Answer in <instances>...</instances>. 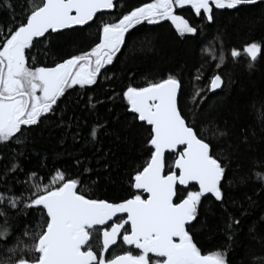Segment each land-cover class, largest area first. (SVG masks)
Instances as JSON below:
<instances>
[{
	"label": "snow or ice",
	"instance_id": "1",
	"mask_svg": "<svg viewBox=\"0 0 264 264\" xmlns=\"http://www.w3.org/2000/svg\"><path fill=\"white\" fill-rule=\"evenodd\" d=\"M118 4L0 0V151L9 149L6 156L0 154V161H7L0 168V264H233L240 218L227 217L224 244L207 254L198 246L195 230L211 232L213 207L223 209L228 203L234 158L255 150L262 153L257 160L264 166V123L259 130L241 127L234 138L238 111L229 117L212 106L210 119L201 122L206 126L189 120L182 107L188 95L184 81L172 70L143 86L131 82L133 74L119 91H105V99L88 92L102 88L101 80L113 79L107 75L109 66L138 26L170 22L181 40L195 38L201 24H215L218 12H239L264 5V0H144L126 10L121 4L114 13ZM104 15L113 18L101 19ZM94 25L95 38L85 37ZM58 42L71 50H58ZM242 56L253 68L264 56V38L230 50L233 61ZM214 59L221 69L226 56L220 52ZM198 73L194 81L206 83L191 92L194 115L196 109L203 110L209 93L234 83L221 71ZM69 90H79L93 111L106 100L113 104L108 118L97 120L89 131L87 143L93 145L97 168L77 157L76 175L53 167L42 176L40 168L46 164L26 169L21 161L36 128L49 120L65 129V136L71 130L74 142L81 138L75 113L65 119L66 110L60 108ZM101 133L111 141L106 152L96 147ZM214 141L227 145L224 153L216 151L221 145ZM169 155L174 157L171 164ZM85 176L92 185L103 181L123 195L94 196ZM252 176L264 184V172L259 171L242 174L239 183ZM254 195L264 197V189ZM248 201L255 203L251 196ZM18 219L23 225L13 224ZM114 247L122 248V254L109 255Z\"/></svg>",
	"mask_w": 264,
	"mask_h": 264
},
{
	"label": "trees",
	"instance_id": "2",
	"mask_svg": "<svg viewBox=\"0 0 264 264\" xmlns=\"http://www.w3.org/2000/svg\"><path fill=\"white\" fill-rule=\"evenodd\" d=\"M14 2V0H13ZM144 0H119L117 13L123 5L124 9L139 5ZM190 21L192 15L187 11L178 12ZM104 20H110L113 16L104 15L100 17ZM200 24L199 21H197ZM202 31L195 38L186 37L181 40L175 33V28L170 22H163V26L144 25L138 26L139 30H132L131 36L127 40V45L122 49L119 58L113 66H109L107 75L113 77L110 81L101 80L102 88L89 90L88 95L99 96L105 99V91H119L130 81L128 77L135 74L133 82L135 85L143 86L145 81L150 78L159 79L161 75L166 74L165 70H172L181 75L185 90L188 93L182 99L184 113L189 120L196 119L197 123L210 119L209 109L212 106H218L220 113L231 117V114L238 111L239 120L233 127L234 138L239 134L241 127L249 130H259L264 123V56L258 58L253 68H248V59L241 57L233 61L230 57V50L241 48L246 42L252 40L260 41L264 38V5L256 7H244L239 12L235 10H225L217 13L215 24H201ZM96 27L86 29L83 33L85 37L95 38ZM58 50H71L65 42L57 43ZM220 52L226 56V60L221 69H216V59ZM43 59V57H40ZM198 70L204 76H211L216 71H221L225 79L229 77L234 81L230 89L224 91L218 90L216 94L209 93L206 104L201 109H196L198 115H194L191 102V92L195 87L203 86L206 81L199 83L194 81ZM87 97L80 94L79 90H69L65 98H62L60 108L65 109L67 115L65 119L71 117L73 113L79 119L80 133L79 142H74L71 138V130L65 136V129L55 126L53 121L45 120L44 123L36 128L31 134V140L25 150V156L21 158L22 166L26 169L39 168L41 163L47 167L40 168L43 176L50 168L60 167L66 169L70 174L76 175L80 169L75 164L78 157L82 161L91 160L94 169L97 168L96 159L93 158V145L87 143L89 131L97 120L103 122L108 118V108L113 107L112 102L105 101L104 105H97L95 111L86 107ZM119 100L116 101L118 106ZM222 122V121H221ZM233 121L229 118V125ZM201 126H206L201 123ZM64 140L61 144L60 141ZM220 143L216 149L218 153H224L227 145ZM111 141L103 133L100 134L96 147L106 152L110 147ZM9 149H2L0 154L7 155ZM140 156V153H136ZM261 152L253 151L251 154L247 150L242 151L238 158L233 159L231 165L229 180H234V184L228 189L229 199L225 208L213 207V213L209 218L212 231L201 230L199 227L195 230L198 246L202 252L207 254L216 250L218 246L225 241V220L229 215H235L241 219V225L237 234V243L231 255L233 264H259V259L264 258V227L261 226L264 218V197L254 195L264 189L254 176L245 183H239L242 174L251 172H264L257 157ZM98 158V157H97ZM173 156L169 155L168 163L171 164ZM256 161V163H253ZM7 161H0V168ZM137 160L136 163H141ZM95 179V176H93ZM85 184L89 187L94 196L100 198L112 197L113 195H123L116 193L107 183L101 181L99 186L92 185L91 181L85 176ZM251 196L255 203H250L248 197ZM207 206V205H206ZM24 220L13 221L14 225H23ZM250 229L252 231L250 232ZM120 247H115L109 253L121 254Z\"/></svg>",
	"mask_w": 264,
	"mask_h": 264
},
{
	"label": "flooded vegetation",
	"instance_id": "3",
	"mask_svg": "<svg viewBox=\"0 0 264 264\" xmlns=\"http://www.w3.org/2000/svg\"><path fill=\"white\" fill-rule=\"evenodd\" d=\"M114 249V248H113ZM122 254V253H121Z\"/></svg>",
	"mask_w": 264,
	"mask_h": 264
},
{
	"label": "water",
	"instance_id": "4",
	"mask_svg": "<svg viewBox=\"0 0 264 264\" xmlns=\"http://www.w3.org/2000/svg\"><path fill=\"white\" fill-rule=\"evenodd\" d=\"M115 248V247H114ZM111 251V250H110Z\"/></svg>",
	"mask_w": 264,
	"mask_h": 264
},
{
	"label": "bare ground",
	"instance_id": "5",
	"mask_svg": "<svg viewBox=\"0 0 264 264\" xmlns=\"http://www.w3.org/2000/svg\"><path fill=\"white\" fill-rule=\"evenodd\" d=\"M218 91V90H217Z\"/></svg>",
	"mask_w": 264,
	"mask_h": 264
}]
</instances>
